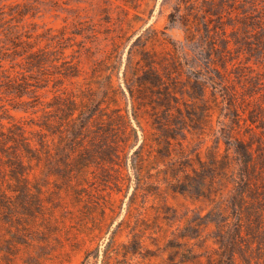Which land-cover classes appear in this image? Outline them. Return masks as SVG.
Listing matches in <instances>:
<instances>
[{
	"label": "rangeland",
	"instance_id": "374dc122",
	"mask_svg": "<svg viewBox=\"0 0 264 264\" xmlns=\"http://www.w3.org/2000/svg\"><path fill=\"white\" fill-rule=\"evenodd\" d=\"M17 1L38 32L50 27L80 61L59 86L73 116L102 95L113 70L116 102L102 107L128 114L138 139L131 147L135 135L91 132L80 146L73 139L69 180L55 162L34 168L25 188L1 180L16 211H0V264H82L87 250V264H264V0L230 3L220 17L207 12L210 0ZM147 52L178 63L168 120L148 103L132 115L124 72L140 73ZM102 58L107 67L97 66ZM52 85L39 90L45 102ZM16 114L33 135L43 111ZM106 143L113 154L103 160L97 146Z\"/></svg>",
	"mask_w": 264,
	"mask_h": 264
},
{
	"label": "trees",
	"instance_id": "16d2710c",
	"mask_svg": "<svg viewBox=\"0 0 264 264\" xmlns=\"http://www.w3.org/2000/svg\"><path fill=\"white\" fill-rule=\"evenodd\" d=\"M237 1L239 0H210L207 2L206 10L211 13L209 15L220 17L223 15V10L225 11V5L233 2L235 4ZM6 2L7 0H0V211L12 215L16 211L15 204L5 193L1 180H22L19 181L20 188H25L27 186L23 185V180H31V171L41 162L45 165L55 162L54 167L58 169L54 173L63 180H69V152L72 149L73 139L80 146L81 138L91 132H96L99 136H107L115 135L119 131L122 136L135 135L134 142L129 144L134 147L138 136L137 129L131 126L130 116L124 114L120 107L110 109L108 106L102 107L103 103L116 102L113 70L104 75L106 84L102 95L91 97L87 105L89 108L86 110L81 108L78 115L73 116L74 108L71 98L66 95V87L59 88V86L60 81L78 75L79 59L74 60L75 56L65 54L69 44L60 40L50 27L38 32L37 28L41 26L28 20V17L34 14L29 15L28 10L20 6V2L13 0L14 3L10 5L9 10L5 8ZM247 2L256 6L253 0ZM245 8L241 6V12L247 11ZM262 45L264 42L260 44ZM103 60L104 58L98 60L97 66L100 64L107 67L106 61ZM110 66V69H113L115 62L112 61ZM142 66L143 69L137 67L140 73L132 72L131 75L127 69L124 72L126 87L130 96L135 98L132 115L138 119L137 103H148L153 108H162L163 117L168 120L171 106L177 100L175 93L179 91L182 81L178 63L168 59L160 62L147 52ZM50 82H53L55 91L53 99L45 102L41 99L39 90L48 87ZM188 95L193 100L199 99V95L189 92ZM45 108L49 109L45 110ZM39 110L43 111L41 120L32 122L38 126V129L31 131L33 135H30L16 113L21 111L36 115ZM193 114L197 115V109ZM137 121L140 123L139 120ZM157 123L159 129L168 131L166 127L168 125L162 120ZM168 135L173 136L171 133ZM109 144L106 143L105 146L96 144L101 148L97 150L99 158L105 160L111 157L113 144L108 146ZM241 145L249 156L251 148L248 145ZM142 146L143 143H140L138 148ZM103 147L107 148L102 149ZM83 161L85 159L82 158L79 163L85 165ZM20 188L18 185L9 186L11 191ZM22 207L28 209L24 205ZM112 241L113 237L106 243V257H111ZM134 243L137 247L134 250L136 251L139 247L136 238ZM91 253L90 250L85 252L82 264L88 263ZM93 255L98 257V253Z\"/></svg>",
	"mask_w": 264,
	"mask_h": 264
}]
</instances>
